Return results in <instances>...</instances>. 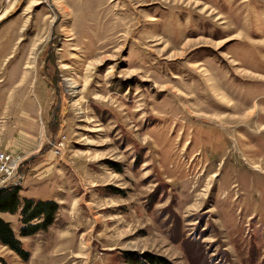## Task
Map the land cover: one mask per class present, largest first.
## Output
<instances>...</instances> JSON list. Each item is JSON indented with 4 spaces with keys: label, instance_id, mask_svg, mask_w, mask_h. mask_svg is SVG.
Instances as JSON below:
<instances>
[{
    "label": "rangeland",
    "instance_id": "obj_1",
    "mask_svg": "<svg viewBox=\"0 0 264 264\" xmlns=\"http://www.w3.org/2000/svg\"><path fill=\"white\" fill-rule=\"evenodd\" d=\"M1 154L0 264H264V0H0Z\"/></svg>",
    "mask_w": 264,
    "mask_h": 264
},
{
    "label": "trees",
    "instance_id": "obj_2",
    "mask_svg": "<svg viewBox=\"0 0 264 264\" xmlns=\"http://www.w3.org/2000/svg\"><path fill=\"white\" fill-rule=\"evenodd\" d=\"M20 186H6L0 188V212L15 214L20 207L21 210V229L23 237L37 233L39 230H46L54 221L56 212L59 210L55 201H34L32 199L20 200ZM22 201V203H21ZM43 219L41 223H34L36 220ZM0 242L17 252L21 257L27 259V253L22 249L20 241L16 238L12 226L0 217ZM151 263L155 264L151 259ZM162 264H170L162 262Z\"/></svg>",
    "mask_w": 264,
    "mask_h": 264
},
{
    "label": "built area",
    "instance_id": "obj_3",
    "mask_svg": "<svg viewBox=\"0 0 264 264\" xmlns=\"http://www.w3.org/2000/svg\"><path fill=\"white\" fill-rule=\"evenodd\" d=\"M0 161L5 164V162L9 161V157L5 154L0 155ZM26 175L21 171V166H18L13 174L9 176V178L3 183L4 186L10 185H22L23 181L25 180Z\"/></svg>",
    "mask_w": 264,
    "mask_h": 264
},
{
    "label": "crops",
    "instance_id": "obj_4",
    "mask_svg": "<svg viewBox=\"0 0 264 264\" xmlns=\"http://www.w3.org/2000/svg\"><path fill=\"white\" fill-rule=\"evenodd\" d=\"M32 158H34V156H31V157H29V158H27V162H29L30 161V159H32ZM26 183H27V181H26ZM25 183V184H26ZM20 186H22V188H23V186H24V184H22V185H20ZM24 188H27V187H25L24 186ZM25 193L26 191L25 190H23V189H21L20 188V191H19V197H20V200H21V198H22V201H23V199H32V200H36V201H48L47 199H43L42 197H36L35 195H34V193H32V192H26V194L25 195H21V193ZM22 196V197H21ZM20 211V210H19ZM1 213V212H0ZM4 214H8V216H10V217H15L16 215H17V212L15 213V214H11V213H9V212H6V213H4ZM2 218V217H1ZM3 219V218H2ZM5 220V219H4ZM7 222V221H6ZM21 229V226L19 227V230Z\"/></svg>",
    "mask_w": 264,
    "mask_h": 264
}]
</instances>
